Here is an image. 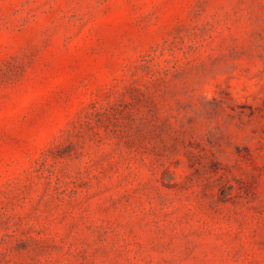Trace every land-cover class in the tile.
<instances>
[{
	"label": "rangeland",
	"instance_id": "rangeland-1",
	"mask_svg": "<svg viewBox=\"0 0 264 264\" xmlns=\"http://www.w3.org/2000/svg\"><path fill=\"white\" fill-rule=\"evenodd\" d=\"M0 264H264V0H0Z\"/></svg>",
	"mask_w": 264,
	"mask_h": 264
}]
</instances>
